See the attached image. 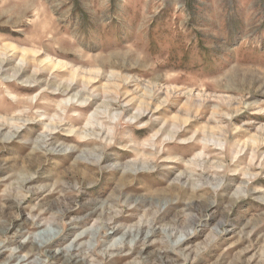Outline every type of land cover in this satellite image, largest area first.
Listing matches in <instances>:
<instances>
[{"label": "rangeland", "instance_id": "obj_1", "mask_svg": "<svg viewBox=\"0 0 264 264\" xmlns=\"http://www.w3.org/2000/svg\"><path fill=\"white\" fill-rule=\"evenodd\" d=\"M2 249L264 264V0H0Z\"/></svg>", "mask_w": 264, "mask_h": 264}, {"label": "bare ground", "instance_id": "obj_2", "mask_svg": "<svg viewBox=\"0 0 264 264\" xmlns=\"http://www.w3.org/2000/svg\"><path fill=\"white\" fill-rule=\"evenodd\" d=\"M23 247V246H22ZM25 247V246H24ZM21 249V248H20ZM6 253L5 250L0 251V258ZM18 253H13L11 254L7 259H5L2 263L0 264H24L28 260V257L23 258L22 260L17 259Z\"/></svg>", "mask_w": 264, "mask_h": 264}]
</instances>
